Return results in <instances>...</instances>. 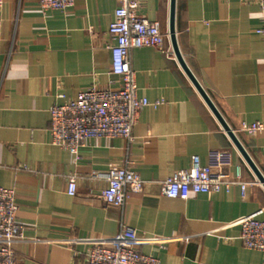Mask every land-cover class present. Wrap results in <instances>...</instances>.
Returning <instances> with one entry per match:
<instances>
[{
  "label": "crops",
  "instance_id": "1",
  "mask_svg": "<svg viewBox=\"0 0 264 264\" xmlns=\"http://www.w3.org/2000/svg\"><path fill=\"white\" fill-rule=\"evenodd\" d=\"M139 16L157 21L162 50H131L138 95L151 103L132 139L94 138L78 156L56 145L51 109L96 86L117 88L109 32L119 0H76L66 11L43 12L38 0L0 7V186L16 191L24 238L18 264H81L90 245L136 230L137 250L161 264H264L244 247L240 220H264V137L244 124L264 123V0H175L180 53L247 157L181 66L172 45L171 0H137ZM211 149L228 154L225 172L239 183L227 192L163 194V182L203 163ZM112 165H127L144 181L123 207L101 191ZM255 167V168H254ZM75 176L77 193L67 192Z\"/></svg>",
  "mask_w": 264,
  "mask_h": 264
},
{
  "label": "built area",
  "instance_id": "2",
  "mask_svg": "<svg viewBox=\"0 0 264 264\" xmlns=\"http://www.w3.org/2000/svg\"><path fill=\"white\" fill-rule=\"evenodd\" d=\"M76 0H38L43 12L66 11ZM4 0H0V7ZM137 0H119L115 21L109 32L114 35L111 46V72L120 78L117 88L88 87L75 99L55 105L51 109V136L54 144L78 156L81 148L94 138H124L131 140L134 126L145 107L151 103L138 95L136 72L131 65V50L142 47L163 48L164 35L157 21H149L138 14ZM242 130L264 137V123L244 124ZM230 158L221 149H211L207 160L192 158L189 169H181L170 175L162 184L163 194L168 197L188 198L191 193H209L225 190L241 183L240 168L237 179H230L224 171ZM107 186L101 198L108 204L123 207L129 193H140L144 181L139 173L127 165H112L104 174ZM67 192L76 195V177L69 179ZM19 206L14 189L0 186V264H18L14 243L24 238L25 226L17 219ZM241 239L244 247L264 254V220L246 216L240 220ZM139 238L136 230L124 227L112 237L93 242L81 264H161L159 258L137 250Z\"/></svg>",
  "mask_w": 264,
  "mask_h": 264
},
{
  "label": "water",
  "instance_id": "3",
  "mask_svg": "<svg viewBox=\"0 0 264 264\" xmlns=\"http://www.w3.org/2000/svg\"><path fill=\"white\" fill-rule=\"evenodd\" d=\"M169 33H170L172 45H173V48H174V52H175V54H176V56H177V58H178V60H179V62L181 64V66L183 67L184 71L187 73L188 77L194 83V85L196 86V88L198 89V91L200 92V94L202 95V97L204 98V100L206 101V103L208 104V106L210 107V109L213 111V113L215 114V116L217 117V119L220 121V123L222 124V126L227 130L228 134L233 139V141L236 144V146L240 149V151L244 154V156H246V158L252 164V162L250 161L249 157H247L244 149L242 148L240 142L237 140V138L235 137V135L232 133V131L230 130V128L228 127V125L224 121L223 117L220 115V113L216 109L215 105L213 104V102L209 98L208 94L205 92V90L203 89V87L200 85V83L194 77V75L192 74V72L190 71V69L188 68V66L186 65V63H185V61H184V59H183V57H182V55L180 53V50H179L178 44H177V39H176V28H175V0H171ZM257 174H258L260 180L264 183L263 177H261V175L258 172H257Z\"/></svg>",
  "mask_w": 264,
  "mask_h": 264
}]
</instances>
